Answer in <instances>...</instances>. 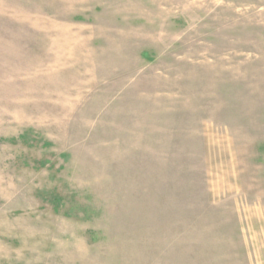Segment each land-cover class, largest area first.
Returning a JSON list of instances; mask_svg holds the SVG:
<instances>
[{
	"label": "rangeland",
	"instance_id": "rangeland-1",
	"mask_svg": "<svg viewBox=\"0 0 264 264\" xmlns=\"http://www.w3.org/2000/svg\"><path fill=\"white\" fill-rule=\"evenodd\" d=\"M0 264H264V0H0Z\"/></svg>",
	"mask_w": 264,
	"mask_h": 264
}]
</instances>
